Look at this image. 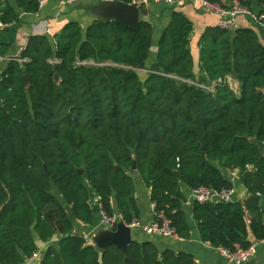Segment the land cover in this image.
I'll return each mask as SVG.
<instances>
[{"label": "trees", "instance_id": "16d2710c", "mask_svg": "<svg viewBox=\"0 0 264 264\" xmlns=\"http://www.w3.org/2000/svg\"><path fill=\"white\" fill-rule=\"evenodd\" d=\"M237 1L264 11V0ZM15 2L24 13L39 9V0ZM18 20L12 7L0 14L2 24ZM191 31L192 22L172 10L150 64L153 26L144 20L129 27L96 18L86 28L68 21L53 38L28 37L21 54L28 61L12 58L0 74V264H23L37 251L35 238L53 237L38 264H201L149 240L100 250L73 231L72 217L94 222L89 188L108 213L137 218L134 173L183 239L191 233L181 183L232 187L226 172L236 171L246 194L264 198V45L252 28L207 26L197 74ZM8 47L0 44V56ZM248 210L249 222L240 201L194 200L200 240L231 248L263 237L264 209Z\"/></svg>", "mask_w": 264, "mask_h": 264}, {"label": "crops", "instance_id": "0c3cea01", "mask_svg": "<svg viewBox=\"0 0 264 264\" xmlns=\"http://www.w3.org/2000/svg\"><path fill=\"white\" fill-rule=\"evenodd\" d=\"M100 1L102 0H79L75 3L65 5L58 0H46L39 5V9L36 13H24L17 7L15 0H0V14L7 6H9L12 7L19 16L17 22L8 24L0 23V44H8L9 46L5 55L0 56V74L5 70L8 62L16 56L18 48L27 43L30 35L40 34L53 38V36L57 34L68 21H77L83 28H86L94 19L98 18L90 6ZM218 2L224 6H229L231 4V0H218ZM140 9L146 11L147 21L153 26V41L148 54L149 64L155 60L157 38L170 21L172 10L182 12L192 22L189 47L194 60V71L198 74L199 37L207 26H214L217 24L218 16L215 13L204 9L197 0H183L174 6L162 3H150ZM254 9L258 10L260 8L258 5H255ZM238 23L240 27L252 28L256 32L261 43L264 45V28L262 26L254 23L245 16H239ZM226 81L233 91L238 94L239 83L237 79L233 76H228ZM231 172L235 175L234 179L230 178L233 182V186L238 194H244L245 190L238 181L237 172ZM132 178L134 182V198L139 208V216L137 218L143 223L150 222L152 219V210L149 198V188L145 186L136 173L132 175ZM181 189L185 196L183 210L190 227V238L163 237L156 234H145L139 229H131L132 239H137L138 241L149 240L159 250L168 248L173 251H185L191 253L195 260L201 264H228L217 253L215 247L200 240L196 223L192 217V204L194 200L192 198L191 189L183 183H181ZM89 192L90 205L94 214V222L92 225L83 224L71 216L73 221V231L81 235H86L87 241L98 248L94 237L98 235L100 231L106 230L97 226L99 219V200L91 188H89ZM245 195L246 194H244V196ZM259 206L264 209V198L262 197L260 198ZM114 210V212L118 213L116 208H114ZM90 233H93L92 237L89 236ZM35 239L37 251L30 258L25 259L23 264H38L47 245L53 244L57 240L56 237H53L47 242H42L38 238ZM245 264H264V245L258 246L256 255Z\"/></svg>", "mask_w": 264, "mask_h": 264}, {"label": "built area", "instance_id": "2783aa9c", "mask_svg": "<svg viewBox=\"0 0 264 264\" xmlns=\"http://www.w3.org/2000/svg\"><path fill=\"white\" fill-rule=\"evenodd\" d=\"M46 0H39V5ZM62 4L68 5L75 3L79 0H58ZM183 0H135L134 5L139 8L145 7L150 3H162L165 5H177ZM199 4L206 10L215 13L218 16L217 26L234 32L240 26L238 23L239 16L248 17L254 23L259 24L264 28V11H254L250 8L242 6L237 0H231L229 6H224L218 1L209 0H197ZM1 23V22H0ZM48 31V29H47ZM25 48L22 45L18 48L16 56L14 57L20 63L28 61L27 57H21V54ZM50 63H57L56 59H49ZM78 65L94 64L92 61H77ZM201 87H205L211 91L214 90V85L208 84H197ZM192 198L198 202H232L240 201L244 194H238L235 187H221L213 188L205 185H200L194 189H191ZM245 215L247 222L250 221L251 214L245 206ZM152 219L150 222L143 223L138 218H133L130 222H126L122 219L120 213L112 212L108 213L102 208L99 202V219L97 226L105 230H114L118 222H123L125 225L130 227L132 230L139 229L145 234H156L163 237L178 238L175 228L171 225L169 218L162 212L155 208V204L151 203ZM86 238V235H83ZM260 245H264V236L261 238H251L246 246H242L240 243H234L231 248L229 247H216L217 253L228 263V264H245L250 261L257 252V248ZM34 255V254H33Z\"/></svg>", "mask_w": 264, "mask_h": 264}, {"label": "water", "instance_id": "95a60500", "mask_svg": "<svg viewBox=\"0 0 264 264\" xmlns=\"http://www.w3.org/2000/svg\"><path fill=\"white\" fill-rule=\"evenodd\" d=\"M92 11L101 20H117L129 27H134L139 20L147 21L146 11L140 9L133 3H124L118 0H102L92 6ZM55 79L58 80V75L55 74ZM29 78L25 74L23 76L24 84H28ZM254 138L251 139V141ZM135 167V161H133ZM80 173L83 172L82 168H79ZM175 175L178 176L179 172L175 171ZM261 196L259 194L247 193L240 202L246 208H257L259 206ZM90 237L93 233H90ZM95 243L100 250H105L110 244H115L123 251L126 246L132 240L131 228L125 225L123 222H118L114 230L100 231L98 235L94 237Z\"/></svg>", "mask_w": 264, "mask_h": 264}, {"label": "rangeland", "instance_id": "374dc122", "mask_svg": "<svg viewBox=\"0 0 264 264\" xmlns=\"http://www.w3.org/2000/svg\"><path fill=\"white\" fill-rule=\"evenodd\" d=\"M137 71H138V73L140 74L141 77L144 76L143 74H144L145 70L138 69ZM230 83L233 84L232 82H230ZM226 176L231 178V179H234L235 175L231 171H229V172H226ZM235 179H236V177H235ZM133 234H134V231H133Z\"/></svg>", "mask_w": 264, "mask_h": 264}]
</instances>
